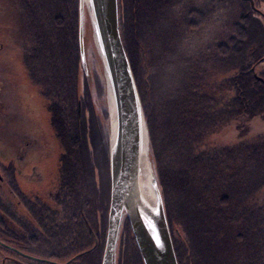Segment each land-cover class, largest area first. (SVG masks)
I'll return each mask as SVG.
<instances>
[{"label":"trees","instance_id":"obj_1","mask_svg":"<svg viewBox=\"0 0 264 264\" xmlns=\"http://www.w3.org/2000/svg\"><path fill=\"white\" fill-rule=\"evenodd\" d=\"M8 1L9 5L17 4L15 9H22L21 5L24 10L31 9V18L24 17L22 12L20 18L25 34L29 35L21 44L29 42L22 47L26 52L24 65L44 99L43 106L57 138L53 141L61 149L58 181L52 194L58 208L45 206L46 217L41 215L40 219V213L32 207L31 221L27 220L24 227L31 231L34 227L54 231V246L47 252L48 257L68 260L70 264H100L110 179L108 175V179L102 180L100 192L94 177L95 152L88 133L89 121L78 109L82 97L78 70L83 69L77 36L78 2ZM181 1L118 0L121 39L144 109L151 159L178 264H264V214L245 203V188L235 202L234 194L221 195L216 186L219 159L225 153L233 157L237 148H217L210 136L221 121L236 122L243 114L264 116V69L255 74L256 67L253 68L264 61L263 16L248 0H203L200 19L196 16L199 11L194 14V9H189L185 16L189 15L186 18L191 20L180 18L187 25L181 26L177 19L172 24L169 20L174 17L173 5ZM253 1L258 8L264 0ZM224 8L226 12L232 10V19L235 13L238 19L229 25L232 45L225 57L227 66L223 68L228 73V87L233 96L221 107L212 84L206 82L211 55L218 60L213 55L214 45L212 41L206 42L204 36L201 41L195 40L191 33L185 37L182 28L202 29L208 20L215 21L217 9ZM208 35L213 36L212 32ZM1 41L0 54L4 48H14L13 44ZM186 48L193 49L191 53L196 55ZM254 147L264 150L262 138L250 148ZM106 152L105 166L108 149ZM249 183L251 180L243 176V187ZM231 226L239 232L235 240L231 237ZM129 227L125 219L120 230L117 264H132L131 260L143 264ZM1 238L0 234V242ZM10 241L17 243L12 238ZM128 249L130 257L125 253Z\"/></svg>","mask_w":264,"mask_h":264},{"label":"rangeland","instance_id":"obj_2","mask_svg":"<svg viewBox=\"0 0 264 264\" xmlns=\"http://www.w3.org/2000/svg\"><path fill=\"white\" fill-rule=\"evenodd\" d=\"M12 1L15 2L14 0ZM36 1L40 2L41 0ZM8 3V0H0V45L3 44L1 40H4L8 44H13L12 46L14 47L11 50L4 48V53L0 54V65L2 66L0 67L2 69L0 70V76L3 74L9 75V78L4 75L2 78L0 77V105H2L0 107V178L3 177V179H0V234L1 240L6 242L11 238L17 240L14 233H16L17 229L19 230V225L16 220H20L22 217V219L26 218L31 221L25 204L19 205L16 202L18 200L16 198L18 192L19 194L24 193L28 198L39 197L42 199L47 198L51 192L54 194L58 181L59 156L61 153L57 142L55 144L53 141V139L57 140V138L51 127L48 112L43 106L44 99L41 97L39 88L32 84L24 65L26 52L22 47H25L29 42L27 40L26 44L23 46L21 44L26 38L29 39V35L28 33L25 34L26 31H24L25 28L23 27L25 25H22L20 18L21 12L24 14V17L31 18V9L24 10L22 5V9H15V7H18L16 3L10 5ZM202 3L203 0H184V2L182 0L181 3L173 5L174 17L169 20L170 23L174 24L177 19L182 23L181 26L187 25L181 19L189 16H185V12L189 9H194V14L199 11L196 16L200 19V13L204 9L201 7ZM208 6L206 8L209 12ZM200 7L202 10L199 9ZM258 9L264 15V1L258 4ZM224 10L217 9L214 17L217 23L208 20L203 27L204 30L202 28L194 31L199 26L194 27L192 31H189L191 29L182 28L185 37L191 33L190 35L194 36L195 40L201 41L205 37L208 40L206 42L212 41L211 44L214 45L213 55L217 56L218 60L211 55L208 62L209 65H207L206 82H208V85L209 83L212 84L214 93L216 92L219 102L223 104L221 107H224L226 102H229V99L233 96L232 89L228 87V73L223 68L227 66L224 64L225 57L229 53L227 51L231 50L232 45L230 42L231 29L229 30V25H231L232 21H237L238 19L236 18V13L234 19H232V10L229 11L228 9L227 12L226 8ZM189 20L191 19L187 21ZM31 22L33 23V20ZM167 23L169 24L168 21ZM226 28H228V31H226ZM208 32H212L213 36H209ZM140 37L144 38L143 36ZM261 38L264 43L263 35H261ZM213 39H216L215 44ZM178 43L182 49L180 39ZM186 50L191 55H196L191 53L193 49H189L188 51L186 48ZM213 61L218 64L211 63ZM216 65L222 66V68H213ZM257 66L262 68H258L257 70ZM257 66H253V68L256 67L255 74L264 69V61L260 62ZM160 67L162 68L163 65L161 64ZM78 73L80 75L78 90L79 95L82 96L81 101L78 103V109L80 110V114L82 113L81 116L89 121L88 133L94 147L93 152H95V157H93L95 161L94 177L97 180V187L101 192L103 191L101 182L105 177L107 178V165L105 166L107 153L106 124L100 112L93 111L86 68L79 69ZM246 115L243 114V116L237 118L236 122L221 121L218 127L210 133L211 139L214 140L217 148H229L230 146L237 148L233 157L225 153L221 158L222 160L219 159L221 166L219 168L220 171L216 172L218 173L216 186L219 189L218 193L221 195H229V192L234 194L233 197H236L234 199L235 202L238 200L237 196L245 188V203L248 206L258 208L264 214V185H262L264 181V150H256L255 147L250 148L255 145L256 140L262 138L264 141V116L262 117L258 114L254 117H246ZM26 140L27 142H25ZM19 144L22 147L21 149L18 146ZM29 148H32V150ZM29 151H31L28 156L29 161L25 164L26 160L23 162L19 158H27ZM33 152L44 154L43 157L41 155L37 157V165L36 161L32 160ZM31 172L33 173L30 175ZM20 175L22 176L20 177ZM243 176L251 180V183L246 185V187L242 185ZM90 196L93 197L92 195ZM57 208L55 204L53 209ZM236 229L234 226L230 228L233 240L236 239L239 233L238 229ZM130 234L133 236L131 230ZM131 238L134 239L133 237ZM29 242L32 246L33 243ZM116 251L117 260L119 242ZM30 252L40 258L49 259L46 252H35L32 250ZM0 253L1 261L2 251ZM125 253L128 257L132 255L129 249ZM131 262L134 264L133 260Z\"/></svg>","mask_w":264,"mask_h":264},{"label":"water","instance_id":"obj_3","mask_svg":"<svg viewBox=\"0 0 264 264\" xmlns=\"http://www.w3.org/2000/svg\"><path fill=\"white\" fill-rule=\"evenodd\" d=\"M77 36L93 111L106 124L110 190L100 264H116L125 219L143 264H178L144 109L121 39L118 0H78Z\"/></svg>","mask_w":264,"mask_h":264},{"label":"flooded vegetation","instance_id":"obj_4","mask_svg":"<svg viewBox=\"0 0 264 264\" xmlns=\"http://www.w3.org/2000/svg\"><path fill=\"white\" fill-rule=\"evenodd\" d=\"M0 67H2L0 65ZM2 70V69H0ZM4 76H7L9 78V75L7 74H3ZM2 75V76H3ZM2 76H0L2 78ZM2 105H0L1 107ZM27 142V140L25 141ZM24 142V144H25ZM20 147V149L22 148L20 146V144L18 145ZM30 150H32V148H29ZM31 153V151L28 152L27 154V158H19L20 161H25V164L27 163V161H29L28 156ZM41 155L42 157L44 156V154L42 153H36L33 152V159L36 161V165H37V160H38V156ZM18 171V169H17ZM16 171V172H17ZM33 172L30 173V175ZM22 175H20L21 177ZM29 177V176H28ZM0 179H3L0 178ZM18 189V187H17ZM52 192L49 194V196L45 199L42 198H28L24 193L19 194L18 192V196H16V198H18V200L16 201L19 205H24L26 206V211L27 214L30 216V211L31 208L33 207L38 213H40L37 217L41 219V215L43 216V218H45L46 216L44 215V210L43 208L45 206L49 207L50 209H53L55 203H54V198L52 196ZM30 202V203H29ZM29 203V204H28ZM108 207H109V203H108ZM108 214V211H107ZM28 218V217H27ZM28 219L24 218L22 219V217L20 218V220L18 219V225H19V230L17 229V233H16V237H17V243H13L12 241H10V239L6 242V241H1L0 245L2 247V258L0 261V264H70L68 260H58V258L55 257H49L48 258H40L37 255L32 254L30 251H35V252H48L49 250H51L54 246V231L53 230H45V229H40L38 227H34L31 230L26 229L24 227V225L26 224ZM36 223L38 224V226L40 227L39 223L40 221L37 220ZM31 241L33 243V245L31 246L30 242ZM48 244H45L47 243ZM20 257H25V258H32L33 260L31 261H25L22 259H18ZM13 258H15L13 260ZM116 264H117V260H116Z\"/></svg>","mask_w":264,"mask_h":264}]
</instances>
